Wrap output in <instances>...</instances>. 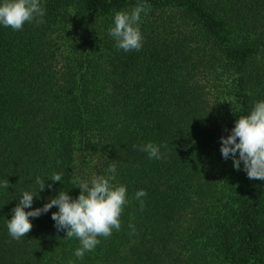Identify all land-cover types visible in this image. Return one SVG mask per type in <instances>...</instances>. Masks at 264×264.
<instances>
[{
    "label": "trees",
    "instance_id": "obj_1",
    "mask_svg": "<svg viewBox=\"0 0 264 264\" xmlns=\"http://www.w3.org/2000/svg\"><path fill=\"white\" fill-rule=\"evenodd\" d=\"M138 2L151 6L143 46L118 50L115 13ZM40 3L44 23L0 24V185L10 184L0 186V264H264V181L220 151L264 101V0ZM150 142L161 159L140 150ZM112 164V183L127 188L121 228L83 259L79 239L55 227L57 207L11 237L12 209L36 177L46 188L26 212L61 190L78 198L74 179L111 176Z\"/></svg>",
    "mask_w": 264,
    "mask_h": 264
},
{
    "label": "clouds",
    "instance_id": "obj_2",
    "mask_svg": "<svg viewBox=\"0 0 264 264\" xmlns=\"http://www.w3.org/2000/svg\"><path fill=\"white\" fill-rule=\"evenodd\" d=\"M150 10V5L138 2L130 11L115 13L114 26L108 34L115 40L118 50L129 52L142 48L139 22L142 14ZM44 15L45 9L40 0H5L0 5V24L16 31L22 30L26 22L44 23ZM140 150L146 152L150 159L162 158L160 146L154 143L142 145ZM220 151L225 160H233L236 170H240L243 163V171L249 179L264 181V101L255 103L249 115L239 116L231 134L221 138ZM107 171L113 175L94 177L90 181L80 180L79 177L74 179L73 183H78L80 189L78 198L73 199L68 192L61 190L58 196L51 198L42 208L26 212L25 209L32 208L34 197L46 188L45 181L36 177L35 184L38 187L32 192L24 191L18 205L12 209V218L7 224L9 234L13 239L20 240L34 227L30 217L38 218L57 207L59 210L51 216L55 227L58 231L66 232L65 239H79L81 246L75 250L74 255L77 259H83L86 252L94 251L100 243L98 237L108 238L113 229L120 230L122 209L128 203L126 186L112 183L115 180L116 165H110ZM50 180L61 182L62 174L53 173ZM0 186L9 188V181L5 180ZM47 187L51 188L52 185L48 184ZM146 195L144 190L135 194V198L141 202V210L144 207L141 198ZM129 226L134 231V226Z\"/></svg>",
    "mask_w": 264,
    "mask_h": 264
}]
</instances>
